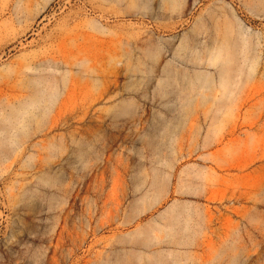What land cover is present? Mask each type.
Instances as JSON below:
<instances>
[{
	"label": "rangeland",
	"instance_id": "rangeland-1",
	"mask_svg": "<svg viewBox=\"0 0 264 264\" xmlns=\"http://www.w3.org/2000/svg\"><path fill=\"white\" fill-rule=\"evenodd\" d=\"M167 251L264 264V0H0V264Z\"/></svg>",
	"mask_w": 264,
	"mask_h": 264
},
{
	"label": "bare ground",
	"instance_id": "bare-ground-1",
	"mask_svg": "<svg viewBox=\"0 0 264 264\" xmlns=\"http://www.w3.org/2000/svg\"><path fill=\"white\" fill-rule=\"evenodd\" d=\"M138 232L139 231H135V234H130L131 238L140 235V233L137 234ZM137 259L138 264H191L193 262L192 257H185L184 253L179 254V251H167L166 253H152L151 255H147L144 259L142 258L141 254H138Z\"/></svg>",
	"mask_w": 264,
	"mask_h": 264
},
{
	"label": "crops",
	"instance_id": "crops-1",
	"mask_svg": "<svg viewBox=\"0 0 264 264\" xmlns=\"http://www.w3.org/2000/svg\"><path fill=\"white\" fill-rule=\"evenodd\" d=\"M191 264H197L196 258H193V262Z\"/></svg>",
	"mask_w": 264,
	"mask_h": 264
}]
</instances>
